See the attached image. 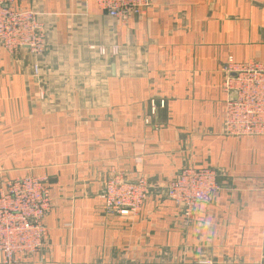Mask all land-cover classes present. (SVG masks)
Segmentation results:
<instances>
[{
	"label": "crops",
	"instance_id": "crops-1",
	"mask_svg": "<svg viewBox=\"0 0 264 264\" xmlns=\"http://www.w3.org/2000/svg\"><path fill=\"white\" fill-rule=\"evenodd\" d=\"M10 1L35 12L45 45L0 48V186L46 175L51 198L21 264L264 258V136L221 130L228 58L264 63V0H150L125 21L94 0ZM188 167L213 168L219 189L186 215L167 185ZM116 172L148 180L133 219L104 210Z\"/></svg>",
	"mask_w": 264,
	"mask_h": 264
},
{
	"label": "built area",
	"instance_id": "built-area-1",
	"mask_svg": "<svg viewBox=\"0 0 264 264\" xmlns=\"http://www.w3.org/2000/svg\"><path fill=\"white\" fill-rule=\"evenodd\" d=\"M108 15L127 20L143 13L150 0H94ZM43 26L35 12L0 0V48L13 53L28 48L39 55L44 50ZM104 53L103 48L99 49ZM112 52H116L113 48ZM34 74L38 66L33 65ZM223 89L235 94L225 103L221 130L235 138L264 136V63L257 60L235 62L231 57L224 67ZM216 171L210 167H188L167 185V196L176 207L191 214L207 203L219 189ZM149 193L145 176L134 180L112 173L105 180L101 197L106 213L135 218ZM51 208L47 176L25 174L4 180L0 186V254L2 264H21L38 251L46 236L44 216ZM256 264H264L261 258Z\"/></svg>",
	"mask_w": 264,
	"mask_h": 264
},
{
	"label": "water",
	"instance_id": "water-1",
	"mask_svg": "<svg viewBox=\"0 0 264 264\" xmlns=\"http://www.w3.org/2000/svg\"><path fill=\"white\" fill-rule=\"evenodd\" d=\"M231 99H232V100L235 99V94L231 93Z\"/></svg>",
	"mask_w": 264,
	"mask_h": 264
}]
</instances>
